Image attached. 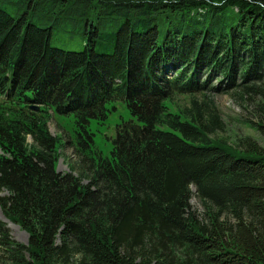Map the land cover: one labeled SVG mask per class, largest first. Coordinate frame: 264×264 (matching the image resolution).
Listing matches in <instances>:
<instances>
[{"label": "trees", "instance_id": "obj_1", "mask_svg": "<svg viewBox=\"0 0 264 264\" xmlns=\"http://www.w3.org/2000/svg\"><path fill=\"white\" fill-rule=\"evenodd\" d=\"M263 79L264 0H0V211L27 234L0 224V264H264V149L213 138L208 99L264 111ZM114 102L131 119L103 158L89 126Z\"/></svg>", "mask_w": 264, "mask_h": 264}, {"label": "rangeland", "instance_id": "obj_2", "mask_svg": "<svg viewBox=\"0 0 264 264\" xmlns=\"http://www.w3.org/2000/svg\"><path fill=\"white\" fill-rule=\"evenodd\" d=\"M51 46L68 50L81 51L83 41L79 36L67 33L56 32L53 35ZM259 84L264 90V79ZM213 85H216L213 83ZM238 90L228 89L224 93L217 92L210 96V105L218 127L214 128L212 137L223 141L228 145L235 146L240 139L249 137L259 148L264 149V128L260 130L257 124L264 127V111L262 110V97L253 96L245 98V101L238 99ZM189 98L176 97L172 100L173 108L187 106ZM107 119L103 122L91 120L89 130L94 135L95 148L103 158L109 156L111 151V139L115 136V127L122 121H128L131 116L124 103L114 102L107 105ZM49 132L52 136L59 138V160L56 170L60 173H67L69 166L75 165L78 157L74 151V125L73 120L68 117L52 115L48 124ZM190 204L200 211L197 202L192 199ZM2 216L0 211V224H3L9 232L10 237L17 243L26 244L27 234L18 226L10 223L12 230L7 228L8 221ZM8 223V224H9Z\"/></svg>", "mask_w": 264, "mask_h": 264}, {"label": "bare ground", "instance_id": "obj_3", "mask_svg": "<svg viewBox=\"0 0 264 264\" xmlns=\"http://www.w3.org/2000/svg\"><path fill=\"white\" fill-rule=\"evenodd\" d=\"M6 222H7V221H6ZM8 223H9V222H8ZM8 223H6L7 228H9L10 230H12V228H13L12 226H13V225L11 226L10 223H9V224H8Z\"/></svg>", "mask_w": 264, "mask_h": 264}, {"label": "water", "instance_id": "obj_4", "mask_svg": "<svg viewBox=\"0 0 264 264\" xmlns=\"http://www.w3.org/2000/svg\"><path fill=\"white\" fill-rule=\"evenodd\" d=\"M32 110H34V109H37V108H31Z\"/></svg>", "mask_w": 264, "mask_h": 264}]
</instances>
